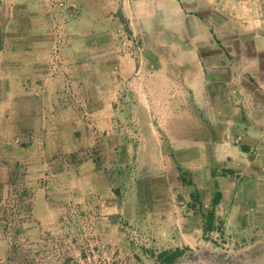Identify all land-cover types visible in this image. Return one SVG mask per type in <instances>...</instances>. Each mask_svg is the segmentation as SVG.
Wrapping results in <instances>:
<instances>
[{
	"label": "rangeland",
	"instance_id": "374dc122",
	"mask_svg": "<svg viewBox=\"0 0 264 264\" xmlns=\"http://www.w3.org/2000/svg\"><path fill=\"white\" fill-rule=\"evenodd\" d=\"M135 1L0 0V181L6 196L10 172L25 165L35 193L18 255L25 264H160L180 248L175 264H264V153L245 154L212 129L178 72L158 80L187 47L227 60L232 32L264 30V0L192 3L185 15L199 17L200 32L166 24L179 9L165 0ZM168 96L186 101L159 103ZM138 179L151 180L149 194ZM211 210L215 230L205 232L201 213ZM4 223L0 205V264H13Z\"/></svg>",
	"mask_w": 264,
	"mask_h": 264
},
{
	"label": "crops",
	"instance_id": "0c3cea01",
	"mask_svg": "<svg viewBox=\"0 0 264 264\" xmlns=\"http://www.w3.org/2000/svg\"><path fill=\"white\" fill-rule=\"evenodd\" d=\"M165 1V8L179 9L178 18L170 16L165 19L164 17L166 24H177L181 27L191 23L195 27L194 31L196 29L199 32L203 31V23L198 16L185 15L188 5L201 4L199 0ZM148 3L149 0H136L134 5L148 7ZM153 6L155 7V4ZM196 13L199 15V11ZM213 18L216 20L218 17ZM258 21L264 23V18L261 16ZM214 22L216 32L214 36L219 41L223 40L224 27L220 20L217 19ZM171 27L168 29L170 30ZM228 28L231 29L230 26ZM253 33L255 34L240 32L238 29L232 32L227 46V60L219 59L220 51L212 47L210 60L204 61L206 58L202 55L203 50L200 44L198 48L187 47L186 50L189 51L178 50L177 56L181 57L179 62L175 59L173 62L170 60L166 63L169 66L165 65L158 74V80L171 82L176 78L168 72L169 69L178 72L179 79L185 82V86L187 85L191 93L190 102L200 113L202 112L203 118L208 121L211 116L212 129L225 131L229 134L228 138L231 134L235 140L241 141L245 146L243 148L245 154L253 147L260 153H264V30ZM196 36L200 37L198 32L194 33V41H197ZM140 73L141 68L135 64L134 79ZM185 101L182 98L168 96L167 100L159 103L164 106L173 103L183 104ZM215 143L219 145L218 151H223L225 147L220 145L222 142L215 141Z\"/></svg>",
	"mask_w": 264,
	"mask_h": 264
},
{
	"label": "trees",
	"instance_id": "16d2710c",
	"mask_svg": "<svg viewBox=\"0 0 264 264\" xmlns=\"http://www.w3.org/2000/svg\"><path fill=\"white\" fill-rule=\"evenodd\" d=\"M21 138V137H20ZM31 143H26L23 139H20V147L28 148ZM113 174L115 176L122 175L123 168L121 164H116ZM27 167L25 165L17 163L14 169L10 172L6 185L8 186V193L5 196L3 194L4 185L0 181V205L3 209L4 214V231L3 235L5 239L9 241L11 249L13 252H17V256L12 259L13 264L20 263L25 264L26 260L23 258L22 254L18 255L26 245L25 242L28 241L29 237L27 235L28 224L31 222L33 214V200H34V190L28 186L26 181ZM182 172V180H184L185 172L181 167L178 168ZM151 180L138 179L137 184L145 186L149 194V188L147 183ZM115 192L118 196L121 195V188L117 187ZM220 195H218L214 200V205H216L220 200ZM192 198L195 202H200V195L198 192L192 193ZM202 206V204H200ZM202 219L205 222V232H212L215 230L216 216L213 210L201 213ZM186 253L184 249H175L170 251L162 252L158 257L157 261L160 264H175L180 258H182Z\"/></svg>",
	"mask_w": 264,
	"mask_h": 264
}]
</instances>
